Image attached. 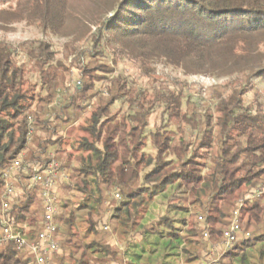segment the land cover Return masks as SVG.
<instances>
[{
	"label": "trees",
	"instance_id": "obj_1",
	"mask_svg": "<svg viewBox=\"0 0 264 264\" xmlns=\"http://www.w3.org/2000/svg\"><path fill=\"white\" fill-rule=\"evenodd\" d=\"M21 23L46 34L74 36L69 49L78 55L80 82L49 108L58 71L67 70L61 62L52 64L56 53L46 42L15 47L0 39V195L3 174L19 155L27 154L29 167L15 177L17 195L9 210L15 230L28 242L38 239L45 211L40 188H28L27 180L34 167L57 161L71 169L74 183L62 187L69 196L55 221L62 253L51 264H132V244L126 251L110 245L104 230L110 225L122 235L139 231L140 242L158 237L177 243L186 263L201 262L210 243L206 228L194 222L189 197L207 211L210 241L218 243L231 225L237 198L264 183V106L253 84L264 83V0H0V29ZM84 39L90 48L79 51L75 45ZM113 43L111 65L123 59L146 76L157 63L191 75H248L221 89L216 122L211 115L183 112L180 94L158 91L156 102L165 106L170 124L156 125L146 135L155 112L146 109V101L131 99L139 111L128 115L120 116L116 108L128 83L117 81L109 99L95 92L96 83L105 79L99 74L114 72L100 60L109 58ZM19 55L34 62L46 97ZM94 99L98 105L78 126L83 136L69 141L65 132ZM148 142L154 154L147 151ZM74 162L79 166L72 167ZM115 189L122 199L112 205L108 224L104 218ZM239 210L241 227L251 236L221 264H252L255 254L264 264V195ZM0 264L36 261L27 249L8 243L0 247Z\"/></svg>",
	"mask_w": 264,
	"mask_h": 264
},
{
	"label": "rangeland",
	"instance_id": "obj_2",
	"mask_svg": "<svg viewBox=\"0 0 264 264\" xmlns=\"http://www.w3.org/2000/svg\"><path fill=\"white\" fill-rule=\"evenodd\" d=\"M0 27H3L0 25ZM6 30L0 29V39L6 40L7 43L18 46L19 44L25 42H33L40 41L48 43L56 56L54 61L52 62L53 65L57 63H62L65 69H61L58 71L57 80L55 81L57 89L54 91V100L51 103L50 107L58 105L62 96L64 94L71 93L74 87L79 84L80 82V74L77 69V54L71 55L69 46L71 43L74 42L75 37H62V36H55L52 34H46L42 32V30L34 25H28L26 23L21 24H14L5 28ZM75 29V28H71ZM97 29H93V34L96 33ZM71 33V32H69ZM84 39L81 43L76 44V48L80 51L82 48L89 49L90 45ZM116 48L115 44H111L108 46L107 51L109 52V58H101L102 63H106L110 66V68H114V72L104 74L100 73L99 75L105 78L102 81H98L96 83L95 92H99L103 95L105 99L110 98V90H115V83L118 81L120 84L128 83L126 86V97L116 103V108L119 109L120 116L128 115L130 113H136L138 108L135 105L130 103L131 99H137L138 96L139 100L142 102L146 101V109L150 108L154 110V114L149 122V128L146 132V135L150 134L151 131H156L157 128L155 127H163L169 123L168 115L165 113V106L162 105L160 102H156L155 95L158 91L169 89L177 94H180L183 97L184 107L183 112H188L190 115L195 113V115H211V118L214 119L213 121L216 122L218 114L216 112V103L220 100L218 99L221 93V89L224 87H230L231 84L233 85L238 80H243L247 73H236L233 74L227 73L226 76L219 77L213 74L208 75H191L185 73L182 69H177L172 67L168 64L164 63H157L151 66V72L146 76L141 72L136 65L130 63L126 60H119L116 66L111 65V58L112 52ZM18 59L20 60L21 64H23L26 68L28 73V77L31 79L33 83L38 84V92L41 93L43 97H46L47 91L41 90V79L40 74L37 72L36 66L33 61L28 59L25 55H19ZM232 74V75H231ZM259 95V101L264 106V83L261 81L255 80L253 83ZM229 85V86H227ZM233 88V87H232ZM227 95L225 94V97ZM250 100H252V95L249 96ZM144 100V101H143ZM98 105V100L94 99L91 101L90 106L87 108L85 114H83L76 123L73 124L66 132L65 137H68L69 141L76 140V137H82L83 134L79 130L78 126H81L85 120V118L89 117L91 111ZM40 104L35 105V110L39 111ZM158 118V121H156ZM158 125V126H156ZM191 129V128H190ZM189 129V132H190ZM150 142H148L147 151L149 153H155ZM24 160L26 159L27 154L23 153ZM59 165V171L56 184V194L58 196V203L61 206L62 201L65 198H68L67 191L62 189L65 185H73V181L71 180V169L65 170L61 167V163L55 161ZM26 164V163H25ZM79 164L74 162L72 167H78ZM208 170L205 172L208 174ZM264 195V183H259L257 186L248 189L243 196H239L236 200V207L232 211H238L242 205L246 202L255 201L256 199L261 198ZM121 196L118 189L111 191L110 200L107 203L108 207V214H106L104 221L110 224L111 216L115 209V206L121 202ZM161 200V197L159 201ZM194 201L193 198L190 196L188 200V207L191 209V212L194 215V222L198 223L199 225V218L207 216V211L200 209L198 205H193L192 202ZM154 207L153 205L151 208ZM159 207V205H157ZM159 214V212L157 211ZM160 213H162L160 211ZM240 213V210H239ZM239 215V214H238ZM206 219H205V228L208 230V225L206 226ZM111 226V225H110ZM105 227V231L109 233L108 237L110 240V245L114 248L120 249L121 251H126L128 244H132L130 250L135 253L136 256H133L132 264H199L200 262L193 263H186V259L179 255L180 251L178 249L177 243H171L169 240H162L158 237H151L148 240L140 242L141 240V233L139 231H128V234L122 235V233H118L115 231L112 226ZM247 233V232H245ZM249 233V232H248ZM62 237H60L61 239ZM250 238V237H249ZM244 237H241L240 240H244ZM248 239V238H247ZM261 248V245H257V248L252 252L255 254V251ZM61 248L59 247V252H56L53 255L51 263L54 261L55 256L60 254ZM257 254L254 257L257 259ZM253 259L252 264H258L257 260ZM50 263V264H51ZM114 264V263H110Z\"/></svg>",
	"mask_w": 264,
	"mask_h": 264
},
{
	"label": "built area",
	"instance_id": "obj_3",
	"mask_svg": "<svg viewBox=\"0 0 264 264\" xmlns=\"http://www.w3.org/2000/svg\"><path fill=\"white\" fill-rule=\"evenodd\" d=\"M24 155L21 154L3 174L4 191L0 195L1 220H0V247L14 243L18 249H27L29 253L38 261V264H50L53 255L59 252L57 241L58 225L55 222L59 213L58 196L56 194V184L59 171V165L55 161L44 166V168L34 167L31 177L28 181V188L39 187L44 206V216L40 222L42 231L38 239L34 242H28L21 234L15 230L13 221L9 217L10 205L17 195L15 186V177L29 168L25 164ZM238 211L233 212L231 225L224 230L222 238L218 243L210 241V232L205 230L204 238L210 243L207 252L201 258L200 264H221V260L232 251L234 242L239 241L240 237L251 236L245 233L241 227L240 215ZM199 222L205 228V219L199 218Z\"/></svg>",
	"mask_w": 264,
	"mask_h": 264
},
{
	"label": "bare ground",
	"instance_id": "obj_4",
	"mask_svg": "<svg viewBox=\"0 0 264 264\" xmlns=\"http://www.w3.org/2000/svg\"><path fill=\"white\" fill-rule=\"evenodd\" d=\"M242 207V206H241ZM240 214V213H239ZM250 236H247V237H244L245 239H247V238H249ZM240 239H241V237H240ZM240 239H239V241H237V242H234V245H232V249L237 245V244H239V242H240ZM229 251H227V253H228ZM36 264H38V261H36Z\"/></svg>",
	"mask_w": 264,
	"mask_h": 264
}]
</instances>
